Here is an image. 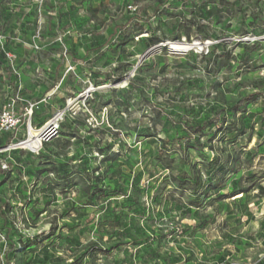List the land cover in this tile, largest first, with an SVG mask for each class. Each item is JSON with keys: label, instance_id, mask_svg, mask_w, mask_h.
<instances>
[{"label": "rangeland", "instance_id": "rangeland-1", "mask_svg": "<svg viewBox=\"0 0 264 264\" xmlns=\"http://www.w3.org/2000/svg\"><path fill=\"white\" fill-rule=\"evenodd\" d=\"M263 38L264 0H0V264H264Z\"/></svg>", "mask_w": 264, "mask_h": 264}, {"label": "trees", "instance_id": "trees-1", "mask_svg": "<svg viewBox=\"0 0 264 264\" xmlns=\"http://www.w3.org/2000/svg\"><path fill=\"white\" fill-rule=\"evenodd\" d=\"M1 52V50H0ZM259 95L258 92H256L255 90H252L246 97H243L240 101H238L235 106H234V112L236 114H240L243 113L245 110V107L248 104H251L253 102V100ZM219 117V114L216 116ZM216 163H217V159H216ZM3 171L0 168V174H2ZM8 208V206L6 204H3L2 200L0 199V215H3L5 210ZM11 247L13 250H15L17 248V245L15 244L14 241H11L10 243ZM8 264H10V262L8 261Z\"/></svg>", "mask_w": 264, "mask_h": 264}, {"label": "built area", "instance_id": "built-area-1", "mask_svg": "<svg viewBox=\"0 0 264 264\" xmlns=\"http://www.w3.org/2000/svg\"><path fill=\"white\" fill-rule=\"evenodd\" d=\"M36 3H37V5L39 6V10H40V12H41V8H42V6L44 5V3H45V0H36ZM264 39V38H263ZM167 46H168V49H169V51H171V52H175V51H173V50H171V46H170V43L169 44H167ZM204 50H206V53H208V45L207 44H205L203 47H202V51H204ZM186 53H188V52H186ZM8 60L10 61V63H11V65H13V62L15 61V59L17 58L15 55H11V54H9L8 56ZM32 110V109H31ZM32 114L30 113V116H31ZM58 116H61V114H58L55 118H57ZM16 118V116L14 115V113H13V115H12V117L9 119L10 120V123L12 124V125H17V123H19V120H16L15 119ZM54 120V119H53ZM51 132V134H58V125L56 124V130L55 131H50ZM45 141H49V140H45ZM44 141V142H45Z\"/></svg>", "mask_w": 264, "mask_h": 264}, {"label": "water", "instance_id": "water-1", "mask_svg": "<svg viewBox=\"0 0 264 264\" xmlns=\"http://www.w3.org/2000/svg\"><path fill=\"white\" fill-rule=\"evenodd\" d=\"M161 46H158V47H155V48H153V49H151V50H149L143 57H142V60H144V59H146V58H148V57H150V55L155 51V50H157V49H159ZM195 47H197V46H193V48H195ZM184 53H186V51H184ZM54 120H56V118H54ZM55 131L56 130V125H50V126H48L47 127V131L43 134V136H42V139H43V141H45V140H51V139H53L57 134H51V132L50 131Z\"/></svg>", "mask_w": 264, "mask_h": 264}, {"label": "bare ground", "instance_id": "bare-ground-1", "mask_svg": "<svg viewBox=\"0 0 264 264\" xmlns=\"http://www.w3.org/2000/svg\"><path fill=\"white\" fill-rule=\"evenodd\" d=\"M194 45V44H193ZM196 45V44H195ZM172 47L173 51H178V52H184V51H188L189 49L187 48L188 45L186 43H175L173 45H170ZM175 48V49H174ZM28 144V143H27ZM24 145H21V148H23Z\"/></svg>", "mask_w": 264, "mask_h": 264}]
</instances>
